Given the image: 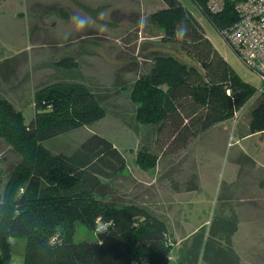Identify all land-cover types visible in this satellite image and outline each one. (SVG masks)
Here are the masks:
<instances>
[{"label": "rangeland", "instance_id": "obj_1", "mask_svg": "<svg viewBox=\"0 0 264 264\" xmlns=\"http://www.w3.org/2000/svg\"><path fill=\"white\" fill-rule=\"evenodd\" d=\"M24 1L0 0V97L12 101L30 123L38 90L55 83L85 85L107 115L45 145L53 153H72L93 134L112 141L127 158V167L107 182L108 200L147 206L163 218L173 241V264H188L183 253L192 248L196 231L209 230L226 215L238 218L233 246L239 264H264V134L249 130L264 82L196 2L179 0L230 67L257 93L232 118L202 132L183 151L162 155L155 168L143 169L137 164L138 151L144 145L155 150L154 128L135 119L137 105L130 96L134 82L150 72L158 55L170 52L183 59L176 47L163 44L162 29L151 18L165 3ZM63 58L74 59L76 66L60 67ZM21 159L13 146L0 140V196ZM96 238V233L77 223L76 241ZM13 239L15 264H24L26 239ZM199 260L210 264L202 255ZM133 264H149L147 256L139 254Z\"/></svg>", "mask_w": 264, "mask_h": 264}, {"label": "trees", "instance_id": "obj_2", "mask_svg": "<svg viewBox=\"0 0 264 264\" xmlns=\"http://www.w3.org/2000/svg\"><path fill=\"white\" fill-rule=\"evenodd\" d=\"M194 1L228 41L226 31L236 14H213L205 0ZM162 2L165 6L151 18L162 29L163 44L176 47L183 59L170 52L158 55L150 72L134 82L135 119L154 128L157 150L144 145L138 151L143 169L155 168L162 155L183 151L257 93L179 0ZM70 60L58 64L75 67L77 62ZM259 93L249 122L253 134H264V92ZM34 106L35 116L26 123L23 112L0 97V140L22 156L0 196V264L11 259V239L21 236L26 239L24 264H133L143 253L149 264H173V241L163 218L147 206L108 200L107 182L127 167V158L112 141L93 134L72 153H53L45 145L105 118L97 95L85 85L55 83L35 93ZM78 222L97 238L76 241ZM237 231L238 218L227 215L209 230L199 228L188 253L192 264L201 255L210 264H239L233 246Z\"/></svg>", "mask_w": 264, "mask_h": 264}, {"label": "built area", "instance_id": "obj_3", "mask_svg": "<svg viewBox=\"0 0 264 264\" xmlns=\"http://www.w3.org/2000/svg\"><path fill=\"white\" fill-rule=\"evenodd\" d=\"M205 2L213 14H221L228 10L236 14V20L226 31L228 43L244 64L255 71L264 82V0H205ZM260 92H264V89Z\"/></svg>", "mask_w": 264, "mask_h": 264}, {"label": "crops", "instance_id": "obj_4", "mask_svg": "<svg viewBox=\"0 0 264 264\" xmlns=\"http://www.w3.org/2000/svg\"><path fill=\"white\" fill-rule=\"evenodd\" d=\"M27 0H25L24 2H26ZM21 13V12H20ZM13 242H14V239H11V244H13ZM186 252V251H185ZM183 253V255H184V257L186 258V260L188 261V264H192V261L190 260V258H191V256L192 255H190V254H188L189 253V251L188 252H186V253ZM238 255V254H237ZM200 261L201 260H199L198 261V264H200ZM203 262V261H202ZM235 262L236 263H238V262H240L239 260H235ZM172 263H174V259L172 260ZM203 263H205V262H203ZM5 264H15V261H14V259H13V250H12V256H11V259L7 262V263H5ZM20 264V263H19ZM176 264V263H175ZM178 264V263H177ZM208 264V263H207Z\"/></svg>", "mask_w": 264, "mask_h": 264}, {"label": "clouds", "instance_id": "obj_5", "mask_svg": "<svg viewBox=\"0 0 264 264\" xmlns=\"http://www.w3.org/2000/svg\"><path fill=\"white\" fill-rule=\"evenodd\" d=\"M80 27H82V25H79V26H78V29H79ZM65 38H66V37H65Z\"/></svg>", "mask_w": 264, "mask_h": 264}]
</instances>
